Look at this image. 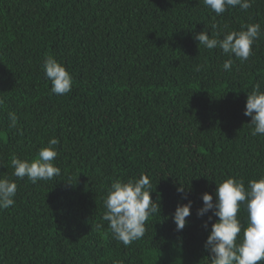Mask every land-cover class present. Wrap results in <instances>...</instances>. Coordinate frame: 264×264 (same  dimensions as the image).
Instances as JSON below:
<instances>
[{
    "label": "trees",
    "instance_id": "obj_1",
    "mask_svg": "<svg viewBox=\"0 0 264 264\" xmlns=\"http://www.w3.org/2000/svg\"><path fill=\"white\" fill-rule=\"evenodd\" d=\"M253 23L262 29L253 54L232 57L231 71L220 49L194 40L205 26L223 38ZM49 55L73 77L65 95L50 93L41 67ZM261 80L264 0L221 16L203 0H0V177L18 186L15 205L0 211V264H209L202 194L229 176L247 184L264 175V136L251 135L244 115ZM51 138L61 175L14 177L13 156L37 158ZM142 173L160 214L124 246L103 201L113 180ZM180 185L193 206L177 232Z\"/></svg>",
    "mask_w": 264,
    "mask_h": 264
},
{
    "label": "clouds",
    "instance_id": "obj_2",
    "mask_svg": "<svg viewBox=\"0 0 264 264\" xmlns=\"http://www.w3.org/2000/svg\"><path fill=\"white\" fill-rule=\"evenodd\" d=\"M254 0H203L205 7L216 16H221L228 9L239 7L247 11ZM213 29L216 25H212ZM262 29L259 23L242 25L238 31H229L220 37L214 33L211 37L205 29L196 33L194 40L198 46L208 50L220 49L229 59L222 67L231 71L234 60L245 62L253 54V45L259 40ZM42 70L47 80L51 81L50 93L58 96L69 93L73 86V77L62 62L49 55L44 59ZM200 70L199 67L196 69ZM264 80L256 82L251 92L247 93L244 115L250 117L248 127L252 136H264ZM9 128L17 126L18 118L14 112L8 114ZM57 138H51L46 147H42L37 158L13 156L12 175L18 179L28 178L33 184L38 181L52 180L61 175V169L54 163L59 152L56 147ZM216 183L213 194H202V207L196 215L208 219L203 227L207 230L211 222L210 232L204 242V250L208 253L209 264H258L264 262V175L259 179H250L245 184L243 178L229 176ZM17 183L8 178L0 177V211L8 210L16 203ZM152 184L150 176L141 174L139 178L113 180L107 189L103 201L105 212L103 220L108 222V228L113 238L128 246L144 237L147 231V221L150 217L160 214L159 197L152 199ZM177 192L187 194L184 185L177 187ZM193 202L177 204L171 219L175 230L181 232L189 223L186 219L191 215ZM247 213L246 221L241 220V209ZM215 217V221H213Z\"/></svg>",
    "mask_w": 264,
    "mask_h": 264
}]
</instances>
